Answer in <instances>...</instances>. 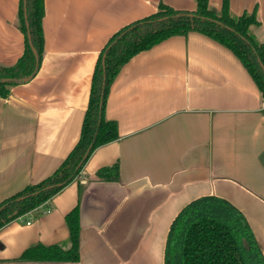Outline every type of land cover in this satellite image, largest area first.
Masks as SVG:
<instances>
[{
  "label": "crops",
  "instance_id": "obj_1",
  "mask_svg": "<svg viewBox=\"0 0 264 264\" xmlns=\"http://www.w3.org/2000/svg\"><path fill=\"white\" fill-rule=\"evenodd\" d=\"M232 14L264 0H208ZM197 0H44V53L27 80L0 96V202L46 178L80 138L102 49L160 4ZM20 0H0V65L25 50ZM27 78V77H26ZM105 116L119 136L97 147L79 175L47 202L0 228V264H165L170 225L191 200L217 195L238 207L264 253V96L231 49L198 31L134 55L111 84ZM118 164L115 180L98 171ZM80 209L77 261L20 259L37 244L70 247L66 215Z\"/></svg>",
  "mask_w": 264,
  "mask_h": 264
},
{
  "label": "trees",
  "instance_id": "obj_2",
  "mask_svg": "<svg viewBox=\"0 0 264 264\" xmlns=\"http://www.w3.org/2000/svg\"><path fill=\"white\" fill-rule=\"evenodd\" d=\"M44 12V0H20L19 27L25 34V50L14 65H0V96L7 97L9 85L32 76L38 69L44 53ZM257 23L255 11L234 15L228 1L216 10L209 6L208 0H197V9L193 11L178 10L161 3L157 12L117 31L99 55L79 140L52 174L0 202V228L51 199L79 175L97 147L118 138L116 121L105 116L111 84L134 55L161 41L190 31L204 33L232 50L264 96V42L251 30V25ZM28 30L38 50V63ZM4 78L10 80L4 81ZM97 175L103 180L118 179L119 166L103 167ZM66 221L70 231L69 248L59 244H37L28 247L20 259L79 260L81 223L78 205L67 213ZM165 264H264V253L238 207L226 198L204 195L187 203L173 219L165 247Z\"/></svg>",
  "mask_w": 264,
  "mask_h": 264
},
{
  "label": "water",
  "instance_id": "obj_3",
  "mask_svg": "<svg viewBox=\"0 0 264 264\" xmlns=\"http://www.w3.org/2000/svg\"><path fill=\"white\" fill-rule=\"evenodd\" d=\"M25 17H26V24H27V27L29 28V22H28V19H27V9H26V5H25ZM28 37H29V40H30V44H31V48L37 58V63L39 62V54H38V50L36 49V47L33 45L32 41H31V35H30V31L28 30ZM38 65V64H37ZM103 65L105 67V56L103 57ZM262 65V63H261ZM263 66V65H262ZM264 68V66H263ZM28 78L30 77H27V78H23L22 80H19V81H24V80H27ZM4 81H9L10 78H4L3 79Z\"/></svg>",
  "mask_w": 264,
  "mask_h": 264
}]
</instances>
